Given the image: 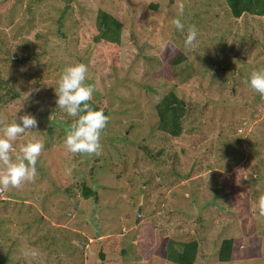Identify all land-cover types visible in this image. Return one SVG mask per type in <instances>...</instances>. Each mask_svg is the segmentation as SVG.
Masks as SVG:
<instances>
[{"label":"rangeland","instance_id":"374dc122","mask_svg":"<svg viewBox=\"0 0 264 264\" xmlns=\"http://www.w3.org/2000/svg\"><path fill=\"white\" fill-rule=\"evenodd\" d=\"M67 3L0 0V66H10L8 75L22 95L0 106V119L10 124L30 109L36 114L38 127L13 142V158L21 144L44 145L35 181L0 192V264H172L157 251L163 235L179 243L199 241L196 264H264L221 263L218 257L227 239L234 240L237 253L251 248L264 255V217L255 207L264 195V100L241 80L244 72L264 69V17L236 19L225 0ZM99 9L123 24L117 69L90 68L100 47L93 31ZM175 18L184 32L175 28ZM59 21L65 35L58 33ZM189 25L199 34L196 46L186 49ZM168 40L188 56L178 66L179 78L160 59ZM77 63L88 66L87 80L109 106L98 156L72 154L63 146L74 119L57 109L55 89L63 69ZM171 90L187 105L185 131L176 139L156 132L155 104ZM53 119L61 126L47 135ZM57 160L60 178L69 172L66 185L75 196L63 193L51 164ZM83 182L96 195L82 197L75 187ZM96 218L104 231L99 237ZM47 230L56 240L62 237L55 248L59 255L44 242ZM63 239L69 240L65 246ZM76 244L85 247L83 260ZM29 248L39 251L37 261L22 255Z\"/></svg>","mask_w":264,"mask_h":264},{"label":"trees","instance_id":"16d2710c","mask_svg":"<svg viewBox=\"0 0 264 264\" xmlns=\"http://www.w3.org/2000/svg\"><path fill=\"white\" fill-rule=\"evenodd\" d=\"M70 1L71 0H68V3ZM225 2L227 3L231 15L236 19H240L245 15L253 17H264V0H225ZM151 7L157 8L158 5L154 4ZM69 9L71 10V7H69ZM65 14H68V9H66L62 15L63 20H65ZM59 22L60 28H58V33L59 35H65V32L63 33L62 30L63 25L65 24L61 21ZM122 30V22H120L109 12L99 9V11L97 12V18L93 31L95 32V41L97 42L96 45L99 44L100 47L98 49L94 48L93 57L90 63L91 69L105 70V68L117 69L118 67H120ZM175 47H177V44L172 40H168L162 48V50L165 51L167 54H165V56H161L160 59L161 61L166 62L170 69L176 71L177 73L175 75V78H179V72L177 71L178 66L186 62L188 56L186 55L185 51H177V49L175 50ZM172 48H174V51L171 50ZM31 58L32 57H30V59ZM11 62H14L15 64L17 63L16 60H12ZM8 74H10V66H7L6 68L0 66V106L3 107H6L11 102L22 98L21 93L16 92V84L13 82V80L9 77ZM247 77H249V75L244 72V76L241 80L244 81ZM86 83L91 84L89 80H86ZM101 95V93L95 91L93 99L92 101H90V104L94 110H103L104 114L109 117V106L104 103ZM255 98L257 100L261 99L259 95H255ZM154 108L157 116L156 132L165 138H180L185 131L184 120L187 113L186 102L181 100L178 95L175 94L174 90H171L167 94L160 97L158 102L155 104ZM27 112L28 114L33 113L31 115L36 118L35 112L31 111V109ZM0 115H2V110L0 111ZM53 117L56 116H54L53 114ZM73 119L76 118L73 117ZM59 126L61 125H59V121L57 119H53V121L50 120L48 127L46 128L47 135H50L52 132L57 130ZM61 130H63V127L61 128ZM47 143H49V141ZM142 149L145 150L146 153L152 158L151 160L159 161V159L155 155H153L150 149H148L147 147H142ZM159 151L160 152L157 154L158 157H164V151ZM182 153L186 154V151L183 150ZM51 164L56 166L55 171L58 177L60 178L63 173L60 172V170L58 169L59 161L57 160L56 163L52 162ZM173 167H175V165H173ZM78 171L79 170L76 169L75 173L77 174ZM172 172L176 173V171ZM66 174L67 176L64 178V180L60 178V180L63 181L62 185L65 186L64 190L62 191H64L63 193L66 196H75V189L72 187V185H66L67 178L69 177V172H66ZM75 188H77L78 192H80L82 194V197L84 198L89 199L96 195L95 190L92 187H89L86 182L76 184ZM99 220L100 218L93 219V221H96L94 224L95 237H99V235L101 236L102 232H104L102 231L103 228ZM39 225L40 223H37V227H39ZM252 238L253 237H249L246 240V243H249ZM43 239L45 244L52 245L54 248L52 249L53 252H56L55 248L58 244L57 242L59 240H62V237L59 236L56 240L55 235L52 233V231L47 230V232H45L44 234ZM63 241H65V243H63V246L66 245V242H69L68 239H63ZM76 242L78 243L81 241ZM77 247L78 252L82 253L81 259L83 260L85 255V247L80 245H78ZM199 249L200 243L197 240L179 243L169 235H163L162 243L158 247L157 251L159 250L158 253L163 255L162 258L168 263L170 262L172 264H196ZM73 251L75 252V248L73 249ZM218 257L221 263H233L240 261L261 262L264 259V255H259L256 251L251 250V248L247 249V251L237 253L235 250L233 239H227L222 242L218 250ZM99 259L105 261L107 259L106 252L101 250L99 252ZM80 264H84L83 261Z\"/></svg>","mask_w":264,"mask_h":264},{"label":"clouds","instance_id":"9594fccd","mask_svg":"<svg viewBox=\"0 0 264 264\" xmlns=\"http://www.w3.org/2000/svg\"><path fill=\"white\" fill-rule=\"evenodd\" d=\"M181 13L183 5L180 6ZM175 28L185 31V25L179 18L172 20ZM199 30L194 25H189L184 40V47L191 49L196 46ZM88 66L83 63L67 66L57 82L55 101L57 109L62 110L69 117H74L63 141L67 152L72 154L100 155L103 148L101 134L106 128L109 117L103 110H94L90 104L93 99L95 87L87 84ZM243 83L253 92L259 94L264 100V69L254 70ZM30 93H28L29 95ZM10 124H4L0 119V192L9 189H19L22 184L34 182L37 176V161L43 151L44 145L39 141H29L19 146L16 152L14 141L26 132L38 127V122L31 114H24ZM255 207L258 215L264 217V195H260ZM22 255L37 261L40 255L34 248L22 250Z\"/></svg>","mask_w":264,"mask_h":264},{"label":"water","instance_id":"95a60500","mask_svg":"<svg viewBox=\"0 0 264 264\" xmlns=\"http://www.w3.org/2000/svg\"><path fill=\"white\" fill-rule=\"evenodd\" d=\"M55 116H56V114H55ZM139 221V217H137V222Z\"/></svg>","mask_w":264,"mask_h":264}]
</instances>
